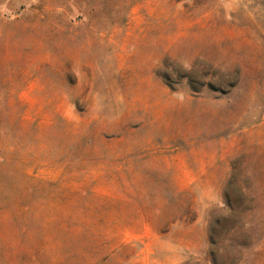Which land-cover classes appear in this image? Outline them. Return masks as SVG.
<instances>
[{"label": "rangeland", "instance_id": "rangeland-1", "mask_svg": "<svg viewBox=\"0 0 264 264\" xmlns=\"http://www.w3.org/2000/svg\"><path fill=\"white\" fill-rule=\"evenodd\" d=\"M0 264H264V0H0Z\"/></svg>", "mask_w": 264, "mask_h": 264}]
</instances>
